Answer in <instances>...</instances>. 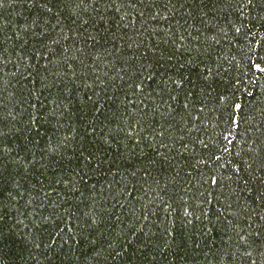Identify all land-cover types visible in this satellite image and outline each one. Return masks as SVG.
Returning <instances> with one entry per match:
<instances>
[{
  "label": "trees",
  "instance_id": "trees-1",
  "mask_svg": "<svg viewBox=\"0 0 264 264\" xmlns=\"http://www.w3.org/2000/svg\"><path fill=\"white\" fill-rule=\"evenodd\" d=\"M0 264H264V0H0Z\"/></svg>",
  "mask_w": 264,
  "mask_h": 264
}]
</instances>
